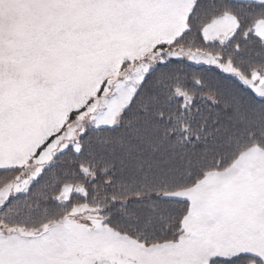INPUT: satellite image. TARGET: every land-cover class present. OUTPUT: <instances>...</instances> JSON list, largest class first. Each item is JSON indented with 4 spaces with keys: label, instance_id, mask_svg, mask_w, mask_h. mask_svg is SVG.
<instances>
[{
    "label": "snow or ice",
    "instance_id": "obj_1",
    "mask_svg": "<svg viewBox=\"0 0 264 264\" xmlns=\"http://www.w3.org/2000/svg\"><path fill=\"white\" fill-rule=\"evenodd\" d=\"M0 264H264V0H0Z\"/></svg>",
    "mask_w": 264,
    "mask_h": 264
}]
</instances>
